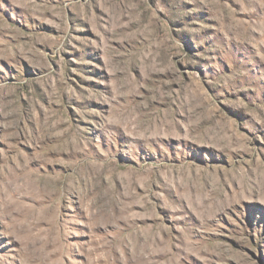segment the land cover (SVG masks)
<instances>
[{"label":"rangeland","instance_id":"rangeland-1","mask_svg":"<svg viewBox=\"0 0 264 264\" xmlns=\"http://www.w3.org/2000/svg\"><path fill=\"white\" fill-rule=\"evenodd\" d=\"M0 264H264V0H0Z\"/></svg>","mask_w":264,"mask_h":264}]
</instances>
